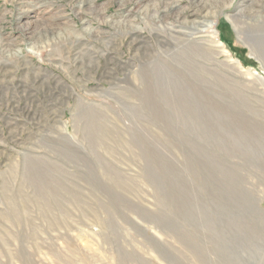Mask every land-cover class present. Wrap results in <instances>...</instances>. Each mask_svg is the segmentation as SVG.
I'll use <instances>...</instances> for the list:
<instances>
[{"label":"rangeland","instance_id":"1","mask_svg":"<svg viewBox=\"0 0 264 264\" xmlns=\"http://www.w3.org/2000/svg\"><path fill=\"white\" fill-rule=\"evenodd\" d=\"M235 14L264 0H0V264H264V36ZM175 29L242 67L195 59L233 78L200 71L212 127L138 91Z\"/></svg>","mask_w":264,"mask_h":264},{"label":"bare ground","instance_id":"2","mask_svg":"<svg viewBox=\"0 0 264 264\" xmlns=\"http://www.w3.org/2000/svg\"><path fill=\"white\" fill-rule=\"evenodd\" d=\"M228 17L239 36L245 35L246 38L250 39L246 36L247 28L256 29L259 34L264 36V19L261 20L260 23L251 22L248 24L240 18L237 19L236 14L228 15ZM173 34L174 35H170L171 40L174 42L178 40L182 42H180V45H178L176 49L170 50V64H159L155 62V60H151L153 76L152 78L142 76L143 87L138 91L145 94V106L150 109L151 116L163 120L164 123H168L170 115L175 119L178 117L182 118L186 123L191 117L193 118L194 114L191 112L190 100L191 102H195L196 113L205 120V125L207 127H212L214 124L212 119L215 117L212 107L214 105H219V103L223 102L226 98L224 95H220L216 92L218 87L213 86L212 88L211 84H213V81L207 76L203 78L202 72L200 71L206 70L207 73H211L214 81L218 82L220 85H224L229 91L234 92V89L229 86L230 81L233 82V78L226 74L220 75L213 69H208L205 66L203 67V64L197 63V61L205 59L207 55H209V57L211 56L212 60L210 61L215 60L220 55H224L227 59L218 61V64H221L220 66H224L228 71L235 73V75H243L240 73L242 67L238 61H235L229 56V53H227L225 49L221 48L220 44L217 45L215 40L205 41L204 39L202 40L201 37H197V35H192L191 33L183 32L178 29L173 30ZM179 36L185 38L184 41L180 40L181 38H179ZM244 43L250 48L252 54L256 53L254 52L255 46L252 45L253 43H251V41L246 40ZM181 47L185 49V52L181 51ZM259 52L261 51L259 50ZM190 56L194 62L189 61ZM195 59H197V61ZM201 85L205 88L201 89ZM246 85L250 86L251 83H246ZM223 87L221 88L222 90ZM153 88L155 90L154 94L152 92ZM209 92L216 94L217 99L214 102H210L208 99L209 95L207 94ZM133 93L135 94V89ZM162 102H166L169 111L160 106ZM33 169L34 167L31 165V170Z\"/></svg>","mask_w":264,"mask_h":264}]
</instances>
